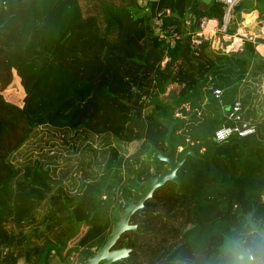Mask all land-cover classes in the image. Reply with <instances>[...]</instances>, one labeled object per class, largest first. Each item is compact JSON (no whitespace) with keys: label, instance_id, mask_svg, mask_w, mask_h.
<instances>
[{"label":"trees","instance_id":"1","mask_svg":"<svg viewBox=\"0 0 264 264\" xmlns=\"http://www.w3.org/2000/svg\"><path fill=\"white\" fill-rule=\"evenodd\" d=\"M45 1L0 0V93L15 71L25 88L50 84L49 101L65 98L73 113L43 130L28 125L15 162L4 161L0 264H70L72 255L82 264L94 254L114 222L113 208L136 201L140 183L168 168L156 159L166 132L158 118L172 123L168 157L192 155L175 171L176 191L164 182L130 216L136 231H124L113 245L129 249L121 264H234L239 251L264 264V59L250 40L231 54L206 43L192 47L183 24L190 15L219 20L223 5L69 0L77 18L45 64L26 56L24 29L29 11ZM161 8L169 9L167 25L178 35L172 44L154 35L153 13ZM242 9L264 19V0H241L233 12L239 17ZM56 19L54 13V26ZM170 83L180 87L164 96ZM237 95L240 121L253 130L214 142L217 129L234 125L223 110ZM30 102L41 109L46 99L32 95ZM21 113L0 94V116Z\"/></svg>","mask_w":264,"mask_h":264},{"label":"rangeland","instance_id":"2","mask_svg":"<svg viewBox=\"0 0 264 264\" xmlns=\"http://www.w3.org/2000/svg\"><path fill=\"white\" fill-rule=\"evenodd\" d=\"M55 13L56 25L54 26L52 17ZM78 11L73 3L69 0H46L41 2L35 8L29 11V14L25 21L24 29L28 31L29 41L26 49V56L32 60H38L46 64V61L51 55V49L53 43L58 39V37L66 30V28L71 25L77 18ZM49 16V20L43 25L44 17ZM246 21H244L245 24ZM258 24L253 26L256 28ZM251 25L247 26V29ZM256 33V31H254ZM256 39H260L259 37ZM264 40V39H263ZM257 43H262L257 42ZM257 50V51H256ZM260 50V48H259ZM261 57L263 53V48L259 52L258 48L255 49ZM49 85L46 83L40 84L37 88L23 87L22 81L19 75L12 71V79L10 84L1 91V97L6 102L17 106L22 110L21 115L18 117L10 116H0V178L6 173L4 167L5 160H11L12 163L18 155V150L21 146L25 144L19 143L23 138L28 125L36 124V129L43 130L45 122H55V123H66L69 119L73 110L69 109L68 101L65 98H58L55 102L49 101L47 98V93L49 90ZM262 87L260 88V93L262 92ZM264 97V94L261 93ZM32 95H43L46 102L42 105L41 109L33 108L31 105ZM29 101V102H26ZM31 137H35L33 134ZM19 146L14 150L15 146ZM128 152L132 151L134 148V143L127 145ZM32 149V148H30ZM14 150V151H13ZM34 149H32L33 151ZM34 154V152H33ZM264 201V190L261 196ZM70 264H80L77 255H72L70 258Z\"/></svg>","mask_w":264,"mask_h":264},{"label":"built area","instance_id":"3","mask_svg":"<svg viewBox=\"0 0 264 264\" xmlns=\"http://www.w3.org/2000/svg\"><path fill=\"white\" fill-rule=\"evenodd\" d=\"M214 1L223 5V12L219 20L205 16L196 18L193 15L187 16V18L184 19L183 24L185 27V34L188 36L189 44L192 47H197L202 43H206L208 49L212 51L231 54L240 52L243 48L244 42L250 40L255 44L254 49L258 48V51L260 52L263 48V53L261 55L264 56V19L256 21V24H258L256 33L249 32L246 28L249 19L242 17L243 13H238L239 17H237L233 12L234 6L241 0ZM169 15V9H158L153 13L152 22L154 24V35L159 39H163L166 43L172 44L174 40L178 38V35L171 31L170 25H167V18ZM236 18L238 20H236ZM243 20L246 21L245 24L243 23ZM190 25H196V29H194V31L189 30ZM166 33H168V35ZM258 37L262 43H255V40H257L256 38ZM165 60L166 58H163L160 64L163 65ZM179 87L180 85L177 83H170L165 87L163 95L166 96L169 91L177 90ZM221 92L220 89L214 88L211 93L215 98H219ZM239 110L240 99L237 95L233 103L230 106L225 107L223 110V115L224 112H226L224 116L227 120L232 121L234 125L232 127L221 126L217 129L213 135L214 142L218 143L223 141L233 132L238 136H243L252 132L253 128L246 123L247 128L242 130L238 129L239 124L243 122L240 121Z\"/></svg>","mask_w":264,"mask_h":264},{"label":"water","instance_id":"4","mask_svg":"<svg viewBox=\"0 0 264 264\" xmlns=\"http://www.w3.org/2000/svg\"><path fill=\"white\" fill-rule=\"evenodd\" d=\"M211 2V0H201V10H204L205 7ZM257 58L262 59V57L256 53ZM226 112H224V115ZM158 123H160L165 129V135L163 139V144L165 149H156V159L161 162H164L168 168L161 172L157 176L149 177L140 185H144V190L138 193V199L133 201L131 198H128L124 207L119 210L118 206H115L111 211V215L114 218V222L110 227V231L106 234L103 244L88 257L82 264H121V260L126 259L129 252L128 248L121 247L116 249H111L118 237L124 231H136V226L129 224V217L135 211L139 212L143 208V203L145 200L151 197L152 192L162 186L164 182L169 181L174 184V191L178 189L179 179L175 175L176 169L181 165L186 155H192L188 150L183 151L176 161L171 160L168 155L171 151L168 139L172 131V123L164 118H158ZM247 128V125L243 121L239 124L238 129L242 130Z\"/></svg>","mask_w":264,"mask_h":264},{"label":"crops","instance_id":"5","mask_svg":"<svg viewBox=\"0 0 264 264\" xmlns=\"http://www.w3.org/2000/svg\"><path fill=\"white\" fill-rule=\"evenodd\" d=\"M238 13H243V16L242 17H245L246 19H249V22H248V24L246 25V28H247V26L250 24L251 25V27L249 28V32H254V31H256L257 30V27L256 28H254L253 26H255L256 25V21H259L257 18H256V15L255 14H253V13H245V10L244 9H242L241 11H239ZM249 17V18H248ZM245 18H244V20H245ZM237 19V18H236ZM244 20H243V23H244ZM263 58V57H262ZM264 59V58H263ZM262 92H264V89L262 90Z\"/></svg>","mask_w":264,"mask_h":264},{"label":"clouds","instance_id":"6","mask_svg":"<svg viewBox=\"0 0 264 264\" xmlns=\"http://www.w3.org/2000/svg\"><path fill=\"white\" fill-rule=\"evenodd\" d=\"M241 257H246L247 264H252L253 257L250 255H247V253L244 251L233 253L232 259H233L234 264H245V261L241 260Z\"/></svg>","mask_w":264,"mask_h":264},{"label":"flooded vegetation","instance_id":"7","mask_svg":"<svg viewBox=\"0 0 264 264\" xmlns=\"http://www.w3.org/2000/svg\"><path fill=\"white\" fill-rule=\"evenodd\" d=\"M120 210H121V209H120ZM132 214H133V213H132ZM132 214H131V215H132ZM131 215H130V216H131ZM129 218H130V217H129ZM128 223H129V222H128ZM111 249H116V248H114V247L112 246ZM121 261H122V260H121ZM112 264H113V263H112Z\"/></svg>","mask_w":264,"mask_h":264},{"label":"bare ground","instance_id":"8","mask_svg":"<svg viewBox=\"0 0 264 264\" xmlns=\"http://www.w3.org/2000/svg\"><path fill=\"white\" fill-rule=\"evenodd\" d=\"M260 48V47H259Z\"/></svg>","mask_w":264,"mask_h":264}]
</instances>
